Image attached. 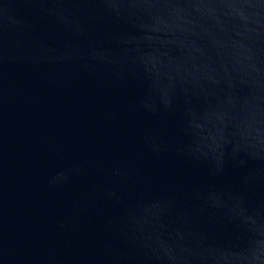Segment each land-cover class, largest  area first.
<instances>
[{
    "label": "water",
    "instance_id": "1",
    "mask_svg": "<svg viewBox=\"0 0 264 264\" xmlns=\"http://www.w3.org/2000/svg\"><path fill=\"white\" fill-rule=\"evenodd\" d=\"M0 264H264V0H0Z\"/></svg>",
    "mask_w": 264,
    "mask_h": 264
}]
</instances>
